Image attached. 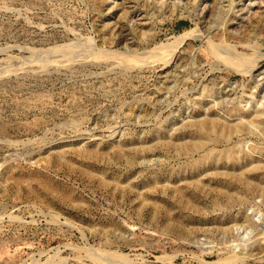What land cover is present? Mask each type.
Returning a JSON list of instances; mask_svg holds the SVG:
<instances>
[{"label": "rangeland", "instance_id": "obj_1", "mask_svg": "<svg viewBox=\"0 0 264 264\" xmlns=\"http://www.w3.org/2000/svg\"><path fill=\"white\" fill-rule=\"evenodd\" d=\"M263 79L264 0H0V264H229L264 199L166 141Z\"/></svg>", "mask_w": 264, "mask_h": 264}, {"label": "bare ground", "instance_id": "obj_2", "mask_svg": "<svg viewBox=\"0 0 264 264\" xmlns=\"http://www.w3.org/2000/svg\"><path fill=\"white\" fill-rule=\"evenodd\" d=\"M188 33L189 31H186L182 37L186 36ZM232 68L234 69V67ZM240 68L239 65V69ZM239 71L237 72L239 73ZM205 92L206 91H204V93ZM204 93L200 94L201 96L199 99L201 101L199 102H213V105L208 107L209 116L194 121L192 123V128L188 127L190 128L187 130L188 136L185 135L181 138H176L173 135L172 137L170 136V139L166 141V147H168V145L171 146L170 148L174 147L178 155L189 160V162L186 163H188L189 166L188 174H190L192 178L199 176L198 179H206L208 181H214V183L216 182L215 184H220V193L227 198L229 205L227 203H220L217 208L221 211L227 210V213H229V211L232 210L230 208H232L234 204L244 205L253 198L264 199V96L257 97L255 94L256 96H242L239 97V100H236V97L233 96V91L229 89L221 92L219 99L216 101L217 97L213 98L211 93V95L207 94V92ZM242 93L244 94V90ZM252 94H254V92ZM158 132L159 131H157V133ZM175 134L178 136L179 133L175 132ZM159 139L166 140L165 137H158V140ZM162 142H164V145L160 144V146H165V141ZM162 142L160 141V143ZM130 161L129 163L131 164L132 160ZM181 167H179V169H185ZM185 171L186 169L184 172ZM180 172H183V170ZM194 178L193 180L195 181ZM185 180L189 181L190 179L188 178ZM189 184H191V182ZM173 188L174 190L176 189V187ZM223 196L221 197L223 198ZM228 209L230 210L228 211ZM242 211L243 214L240 217L242 219L240 225H238L236 221L232 224V227L236 232H240L238 228L243 229L244 234L241 236L238 234L240 238L235 239V243L229 247L231 248L230 251L233 253V255L229 253V258L231 256L232 258H230L231 260L229 258V260L226 259L227 257L224 258L229 261V264L234 262L235 264H243V262L246 261L245 259L251 260L253 261L252 264H255V261L264 250V246L262 245L264 244V230H261V228H263V223H261L263 216H260L261 213L259 211H254V209H250L249 213L246 209ZM233 217H235V214ZM224 225L225 226L222 225L225 227L224 230L222 227L223 232L232 228H229L226 224ZM241 225L244 226L242 227ZM254 231L259 235L257 237L255 236V238L249 237ZM220 260L222 261V259ZM260 264H263V261Z\"/></svg>", "mask_w": 264, "mask_h": 264}]
</instances>
